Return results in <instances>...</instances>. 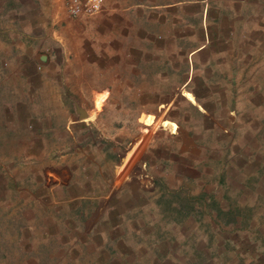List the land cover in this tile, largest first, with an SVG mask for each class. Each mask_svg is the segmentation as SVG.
<instances>
[{
    "label": "crops",
    "instance_id": "obj_1",
    "mask_svg": "<svg viewBox=\"0 0 264 264\" xmlns=\"http://www.w3.org/2000/svg\"><path fill=\"white\" fill-rule=\"evenodd\" d=\"M65 2L0 0V264H264V0Z\"/></svg>",
    "mask_w": 264,
    "mask_h": 264
},
{
    "label": "built area",
    "instance_id": "obj_2",
    "mask_svg": "<svg viewBox=\"0 0 264 264\" xmlns=\"http://www.w3.org/2000/svg\"><path fill=\"white\" fill-rule=\"evenodd\" d=\"M101 0H66V10L70 16H77L87 5L92 10H97L100 7Z\"/></svg>",
    "mask_w": 264,
    "mask_h": 264
},
{
    "label": "rangeland",
    "instance_id": "obj_3",
    "mask_svg": "<svg viewBox=\"0 0 264 264\" xmlns=\"http://www.w3.org/2000/svg\"><path fill=\"white\" fill-rule=\"evenodd\" d=\"M227 251L230 252L229 250H227ZM211 255H212V257H211L210 261H208L207 263H204V264H228L231 260L234 261V258L232 257V255H227V253H223L221 255H218V253L215 252V250H212ZM198 264H201V263H198Z\"/></svg>",
    "mask_w": 264,
    "mask_h": 264
}]
</instances>
